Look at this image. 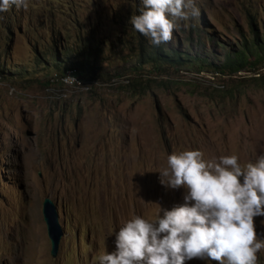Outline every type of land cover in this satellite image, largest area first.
Returning a JSON list of instances; mask_svg holds the SVG:
<instances>
[{
  "label": "rangeland",
  "instance_id": "1",
  "mask_svg": "<svg viewBox=\"0 0 264 264\" xmlns=\"http://www.w3.org/2000/svg\"><path fill=\"white\" fill-rule=\"evenodd\" d=\"M195 4L200 15L176 21L162 47L205 49L216 63L228 51L215 43L237 49L252 40L251 18L264 35V0ZM142 8V0H27L0 12V264H98L127 220L154 221L160 207L184 203L186 188L160 183L169 155H236L244 167L264 154V62L224 75L189 64L136 69L139 45L150 48L129 23ZM76 50L98 55L99 78L87 88L48 84L62 72L47 60ZM45 198L62 230L55 257ZM254 221L264 240V216ZM257 256L264 264V249Z\"/></svg>",
  "mask_w": 264,
  "mask_h": 264
},
{
  "label": "clouds",
  "instance_id": "2",
  "mask_svg": "<svg viewBox=\"0 0 264 264\" xmlns=\"http://www.w3.org/2000/svg\"><path fill=\"white\" fill-rule=\"evenodd\" d=\"M13 4L27 8V0H0V12ZM142 5L129 23L153 46L172 41L176 21L200 15L195 0H142ZM238 161L236 155L206 160L200 150L169 155L160 183L186 188L184 203L160 207L163 215L154 221L138 215L127 220L115 233V251L99 256L98 264H185L194 258L257 264L264 249L254 221L264 216V154L244 167Z\"/></svg>",
  "mask_w": 264,
  "mask_h": 264
},
{
  "label": "trees",
  "instance_id": "3",
  "mask_svg": "<svg viewBox=\"0 0 264 264\" xmlns=\"http://www.w3.org/2000/svg\"><path fill=\"white\" fill-rule=\"evenodd\" d=\"M253 21L254 18L253 20L251 18L249 22L253 37L251 41L243 40L242 43H239L237 49H230L225 44H223V46L218 43L214 44V46L218 49L228 51L222 62L218 61L213 63L208 61V54L205 49H203L202 53L189 55L188 53L182 54V52L173 48L166 49L161 45L153 46L150 43V48H144L143 45H139L140 52L137 57L138 62L135 64V68L138 69L140 65L150 63L163 64L168 67H180L187 66L189 64L190 66L198 67L199 71L208 69L223 75L226 74V72H243L247 69V67H251L254 70L260 69L259 65L264 62V35L261 37L257 33ZM190 39L191 36L188 37V41H190ZM144 43L146 44L145 40ZM90 49L92 48L90 47ZM72 53L74 56L71 53L66 55V57L54 55L47 61L52 62V65H54L52 69L57 72H64L69 65L74 66L85 83L97 80V78H99L102 74L100 72L101 64L98 60V55L91 56L89 53L77 50ZM50 62H47L46 64L49 65ZM134 72H136V70H134ZM121 74V72H116L112 75V77H116ZM259 77H261V75H259L258 78ZM127 81L130 83V78ZM47 82L48 84H51L50 80Z\"/></svg>",
  "mask_w": 264,
  "mask_h": 264
},
{
  "label": "water",
  "instance_id": "4",
  "mask_svg": "<svg viewBox=\"0 0 264 264\" xmlns=\"http://www.w3.org/2000/svg\"><path fill=\"white\" fill-rule=\"evenodd\" d=\"M42 217L46 226L47 236L50 240V254L52 257H55L58 252L62 230L58 221L56 207L48 198H45L42 203Z\"/></svg>",
  "mask_w": 264,
  "mask_h": 264
},
{
  "label": "built area",
  "instance_id": "5",
  "mask_svg": "<svg viewBox=\"0 0 264 264\" xmlns=\"http://www.w3.org/2000/svg\"><path fill=\"white\" fill-rule=\"evenodd\" d=\"M67 75L74 76L78 81L69 80ZM49 80L51 84H56L64 89L87 88L90 85L81 79L74 66H69L64 72L53 75Z\"/></svg>",
  "mask_w": 264,
  "mask_h": 264
}]
</instances>
